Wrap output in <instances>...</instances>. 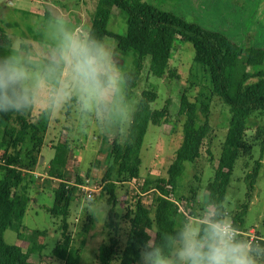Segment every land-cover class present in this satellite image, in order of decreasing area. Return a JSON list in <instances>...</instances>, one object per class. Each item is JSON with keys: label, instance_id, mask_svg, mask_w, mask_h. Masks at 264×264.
Instances as JSON below:
<instances>
[{"label": "rangeland", "instance_id": "obj_1", "mask_svg": "<svg viewBox=\"0 0 264 264\" xmlns=\"http://www.w3.org/2000/svg\"><path fill=\"white\" fill-rule=\"evenodd\" d=\"M98 0H0V45L11 43L16 39H23L30 45H37L36 36L42 18H46L50 10L63 11L70 15L77 25L90 26ZM151 6L171 11L188 22H194L205 29L218 31L226 35L233 42L245 49L264 48V0H143ZM7 23L10 24L7 25ZM109 30L118 34L126 32V22L119 10L115 9L110 21ZM104 42L112 47L117 54L120 66L128 72L131 68V57L123 56L116 49L115 41L106 37ZM0 51H3L0 48ZM194 50L190 43L176 39L173 43L169 66L162 78H156L149 74V62L147 57L140 74V78L131 98L135 109L144 91L146 83L150 81L157 92L156 100L151 104L152 110H160L167 105L168 113L160 125L150 124L143 139L140 158V178L133 179L116 189L115 212L120 216L121 230L118 239L121 246L127 240L128 219H123L129 208H134L137 199L145 206H150L153 192H139L141 183L145 177L156 178L166 176L167 169L172 163L175 152L183 139L184 116L178 114L180 97L185 88H188L187 96L191 101L209 104L210 133L204 140L201 148V156L194 163H186L184 176L181 180L180 194L184 198H190L189 205L185 206L184 198L176 200L185 207V214L189 219L198 218L201 211L202 198L207 199L208 183L213 181L214 169L217 166L221 154L223 141L226 137L228 121L230 117L228 106L212 94L211 84L201 69L193 65ZM264 68V67H263ZM198 115L203 116L198 110ZM27 119L38 127V135L42 139L40 151L30 154L33 142L29 129L24 143L20 147V156L23 164H28L31 156H35L38 163L32 168V174L26 173L25 180L19 188L20 193L30 197L23 218L21 238L8 229L4 233L6 243L20 246L23 251L34 253L38 264H65L58 260L53 249L61 239L62 218L50 215L46 209L54 203V190L58 186L56 179H49L47 170L49 162L54 158V147L61 142L68 144L72 151V157L67 163L69 171L71 163H79V170L83 176V185L92 190L95 204L99 206L105 202V215L97 218L84 207V201L90 191H75L74 201L68 210L67 222L69 232L72 235L70 247L71 257L78 259V264H100L97 255L102 243L109 241L108 227V195L101 193L103 186L102 177L106 170V164L102 159L108 150V145L115 136L123 142L128 128H120L113 132L89 130L87 134L77 132L71 113L58 117L28 116ZM263 124L262 117L258 118ZM18 132V124H1L0 122V154L6 146L4 131ZM256 128L246 132V140L251 145V151L247 155L237 159L224 200L225 208L230 220L231 213L236 214L242 210L241 205L246 203V214L243 217V230L254 229L264 237V150L261 153V139L256 140ZM263 138V137H262ZM12 144V139L9 140ZM12 154L14 149L8 147ZM260 160V170L254 189L247 200V183L245 175L252 170L255 162ZM96 161H102L98 166ZM89 175L85 177L86 173ZM28 172V171H27ZM70 184H74L72 178ZM193 198V199H192ZM246 200L248 202H246ZM115 264L117 262L115 261Z\"/></svg>", "mask_w": 264, "mask_h": 264}, {"label": "trees", "instance_id": "obj_2", "mask_svg": "<svg viewBox=\"0 0 264 264\" xmlns=\"http://www.w3.org/2000/svg\"><path fill=\"white\" fill-rule=\"evenodd\" d=\"M115 9L125 18L124 34L109 30V21ZM7 25L10 26L9 23ZM90 28L103 41L106 37L112 38L117 51L123 56L131 57V68L128 71L132 77L128 89L130 99L147 57L150 59L149 74L162 78L169 66L174 41L180 39L192 45L193 65L201 69L208 78L212 94L229 108L226 137L214 169L213 181L207 185L208 198L224 204L237 159L251 151L252 147L246 140L249 129L256 128L255 139H261V153L264 150V48H242L221 32L205 29L171 11L157 9L143 0H98ZM36 40L39 41V35ZM187 92L188 88H185L181 94L178 111L180 116L185 117L183 139L166 176L145 177L141 183L139 192H153L151 205L145 206L137 199L134 208H129L123 215V219H128V237L124 246H121L118 239L121 228L120 222L116 221L120 216L114 210L116 189L140 178V151L148 126L160 125L168 113L167 105L160 110H152L151 104L156 100L157 92L150 81L141 93L124 141L120 142L119 137L115 136L108 145L102 159L106 170L102 177L101 193L108 195V227L112 232L109 241L99 247L97 259L100 264H115V261L117 264H141L140 252L149 238L147 232L156 233L158 239V233L173 232L187 218L185 207L182 206L184 211H180L176 202L184 198L179 191L185 164L194 163L200 158L202 144L210 133L209 104L201 101L198 109V99L191 101ZM198 110L203 120L198 115ZM27 117L0 113L1 124L19 126L15 135L9 128L4 131L5 136L12 139V144L6 140L7 147L0 154V264H38L34 253L23 251L20 246L8 244L4 239V233L8 229L13 230L18 239L21 238L23 218L30 201L28 195L19 191L26 173L32 174V168L38 163L36 157L31 155L28 164H23L21 160L20 147L29 129H33L30 154L40 151L42 144L38 127ZM259 117H262L263 124L258 121ZM8 147L14 149L12 154L8 152ZM54 149V158L49 162L47 175L49 179H56L58 186L54 190V203L46 211L62 218V232L53 254L65 264H78V259H73L70 253L72 235L67 217L78 188L76 185H82L84 178L77 160L71 163L69 171L67 163L72 157V151L66 142L57 144ZM102 161H96L94 165L98 166ZM260 163V160L256 161L252 170L244 177L247 183V200L257 181ZM89 172L90 170L85 177ZM72 178L75 180L74 184H70ZM184 199L187 201L185 206L189 205L191 199ZM241 207L239 213L230 215L233 224L243 231L247 204L244 203Z\"/></svg>", "mask_w": 264, "mask_h": 264}, {"label": "clouds", "instance_id": "obj_3", "mask_svg": "<svg viewBox=\"0 0 264 264\" xmlns=\"http://www.w3.org/2000/svg\"><path fill=\"white\" fill-rule=\"evenodd\" d=\"M39 42L23 39L0 45V113L53 117L71 113L79 133L128 128L134 108L132 80L115 50L90 26L50 10L39 26ZM198 218H185L173 232L148 233L141 264H264V241L247 238L233 224L225 205L202 198ZM97 218L105 202L84 201Z\"/></svg>", "mask_w": 264, "mask_h": 264}, {"label": "built area", "instance_id": "obj_4", "mask_svg": "<svg viewBox=\"0 0 264 264\" xmlns=\"http://www.w3.org/2000/svg\"><path fill=\"white\" fill-rule=\"evenodd\" d=\"M80 190H86V191H90V192H87L88 193V196H91V191L90 189L86 188V186H84L83 184L82 185H76ZM178 206H179V210L180 211H184V208L179 204L177 203ZM232 221V220H231ZM241 234L247 238H255L256 240H260V241H264V237L260 236L257 234V232L254 230V229H249V231H241Z\"/></svg>", "mask_w": 264, "mask_h": 264}, {"label": "crops", "instance_id": "obj_5", "mask_svg": "<svg viewBox=\"0 0 264 264\" xmlns=\"http://www.w3.org/2000/svg\"><path fill=\"white\" fill-rule=\"evenodd\" d=\"M32 172H33V171H32ZM32 172H31V173H32ZM33 173H34V172H33Z\"/></svg>", "mask_w": 264, "mask_h": 264}]
</instances>
